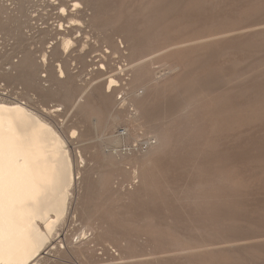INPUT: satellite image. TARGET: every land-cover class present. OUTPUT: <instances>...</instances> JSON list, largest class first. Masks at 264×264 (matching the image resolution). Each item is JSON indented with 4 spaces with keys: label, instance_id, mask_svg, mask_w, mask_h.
Wrapping results in <instances>:
<instances>
[{
    "label": "bare ground",
    "instance_id": "obj_1",
    "mask_svg": "<svg viewBox=\"0 0 264 264\" xmlns=\"http://www.w3.org/2000/svg\"><path fill=\"white\" fill-rule=\"evenodd\" d=\"M71 1L74 9L70 13H80L83 9L82 4L79 1ZM132 1H135V8L132 7L130 12L128 8ZM158 1L161 0H120L121 3L128 4L127 12L129 13L126 14V17L130 18L132 15L133 19H136L137 24L134 25V32L140 37L134 38L133 36L132 42L129 41L131 44H128V48L123 37H114L105 54L93 56L90 64L95 67L92 71H96L97 73L94 72L96 74L94 75L98 77L86 82L87 86L81 91V95H84H75L77 93L74 92V87L73 91L70 88L74 83L69 84L70 95L74 96L72 102L69 100L70 107H62L58 110L56 106L57 108L52 113L63 112L64 114L65 112L66 115L70 113V119H72L70 127L65 121L62 125L60 124L61 126L54 124L50 117L51 113L46 110L36 112L20 100L0 99V264H46L48 261L50 262L51 256L54 257L61 251L65 252L63 249L69 246L72 247L70 249L71 256L88 257L89 264H104V260H99L98 250L94 249L97 244L92 246L98 240L102 245L100 251L103 256L108 255L110 260L109 256L113 257L112 263L115 261L114 264H168L172 261L175 264H217L219 257L215 256L225 251L222 249L223 247L221 249L213 247L217 240L215 244L207 240L204 243L199 236L207 226H204L203 223L211 224L210 222L214 221V217L217 216L213 215V205L222 202H216L219 200L218 194L220 193L217 191L222 188L217 183L224 184L223 187L227 193L223 197L225 196L229 200L232 198V187L235 188L234 185H238V182L228 166V169H221L219 165V167L213 166L210 162L205 165L203 160L214 154L221 142L232 141V113L247 112L251 106L247 104L248 107H233L231 100L222 101L213 93H198L185 97L173 118L164 125L155 127L143 118L141 109L148 107L159 97L165 98L166 95L172 96L179 93L183 85L180 78L184 71L194 64L197 57L209 47L217 46L222 41L231 39L232 32L235 31L243 30L237 34L238 36L252 35L257 32L253 30L248 32L245 27L237 30H219L215 21L211 22V28L205 25V28L202 29L197 26V23L202 20L200 17H186L182 20L177 18L171 22L157 24L152 19L157 16L153 10L155 2ZM221 1L189 0V6L192 9L205 7L203 11L206 13L211 8H218ZM56 4L58 7L55 9L59 6L62 7V16L65 18L69 16L68 8L62 4V0H55L52 7H55ZM111 21L112 26L125 22V20H116V18ZM69 25L70 27L82 26V22L71 17ZM62 28L64 32H67L64 24ZM77 31L80 36L74 38L65 34L61 35L60 43H57L59 53H68L77 43H81L82 39L80 40V38H82L83 31L80 28ZM62 32L60 33L63 34L64 32ZM128 49L131 61L119 69L114 67L113 60L124 58V50ZM108 58L111 61H108ZM63 61L62 63L65 64ZM160 62H163V66L156 67ZM47 63L48 54L45 53L41 65L46 66ZM33 66V64L24 65L22 69L23 71L29 70ZM63 67L58 64L52 70V76L59 85L66 82L64 79L67 77V73ZM105 76L108 77L103 79ZM98 79L99 82L93 84ZM66 84L68 85V83ZM95 90L98 91L100 97L97 103L91 100ZM101 107L112 109L106 124L117 129V132L109 137L99 139L101 164L106 167H115V172L118 171L116 167L121 169L119 172L121 174L124 172L126 183L132 179L130 187L123 186L121 183L122 185H119L121 187H116L117 189L114 191L110 189L111 192L105 190H108L107 185L109 186L113 179L100 176L98 172H95V167H91V163L89 166L90 159L87 154L89 148L87 146L80 147L77 154H74L73 151L75 141L81 143L84 138V132L80 127L82 123H91L98 130L101 128L103 122ZM140 121H144L151 129V133L146 139L147 134H143L145 135L144 142L141 143L140 135L136 133L141 128L142 122L139 123ZM120 126L123 127L120 128L122 130L118 129ZM73 132L76 133L75 136L72 135ZM188 155L192 156H190V160L188 157L189 164L187 160H184ZM78 158L79 161L81 160L80 162ZM165 159L167 161L163 163ZM80 164L83 166L80 167ZM186 168H189L190 174H188V178L186 177L187 181L181 185L183 187L179 192V186H175L180 181L179 174L181 175ZM86 172H94L96 176L99 175L97 179L94 178L96 180L92 177L90 180L94 183L95 190L99 192L97 198L100 200V204H103L107 198L105 206L101 205V208L108 209L109 203H112L110 206L121 210L118 213L116 210H114L116 213L110 212V214L113 213L107 218L110 221H123V216L133 212L132 206L127 210L130 206L128 203L126 205L129 207L122 204L123 201H136V199L134 200L136 197H144L153 201L158 193L164 196L169 194V197L192 205L195 209H206V214L202 210L205 215L196 216L194 214L190 223L187 221L191 232L195 233L196 239L183 241L171 238L173 232L171 219H168L170 221L165 224L163 229L156 228V230L153 227L154 220H152L151 214L146 213L147 215L145 214V217L140 219L141 222L139 218L138 221L133 217L126 219V224L130 226L127 235L121 234V237H112L109 234L110 238L108 239L102 237L103 233L105 231L108 233L109 230L104 227L107 219L99 215L100 219L96 218V220L102 224V229L90 225L74 242V239H70L65 234V228L67 231L70 220H76L80 215L79 212L83 211L85 202H78V199H75V191L83 179V173ZM182 177L183 175L180 179ZM176 178L178 181L174 183L176 184L174 186L172 182ZM125 182L123 181V183ZM102 189L106 193H101ZM113 198L115 201L111 200ZM230 201L232 202V200ZM140 205L142 206V204ZM76 206H78V210L73 212L72 210ZM122 207L124 208L122 209ZM216 211L215 214H217ZM154 242L157 244L154 245ZM224 245L222 244V246ZM228 250L230 251V249ZM235 250L236 246L232 244V254ZM219 264L222 263L219 262ZM228 264L230 263L228 262Z\"/></svg>",
    "mask_w": 264,
    "mask_h": 264
},
{
    "label": "rangeland",
    "instance_id": "obj_2",
    "mask_svg": "<svg viewBox=\"0 0 264 264\" xmlns=\"http://www.w3.org/2000/svg\"><path fill=\"white\" fill-rule=\"evenodd\" d=\"M54 1L55 0H37V2H34V0H0V99L8 101L12 99L20 100V102L26 103L27 106L31 107L32 110L34 109L36 112H43L46 110L48 113H51L50 117L54 124L61 126L63 121H65L67 122V126L69 124L68 127H70L72 125V122L70 123V120L72 121V119H70V113L66 115L65 112L64 114L63 112L59 114L52 112L57 107L58 110L62 109V107L68 108L69 100L72 102L74 97L72 94L70 95L71 91H73V87L75 90L74 92L77 94L74 92L72 93L82 96L84 94L81 95V91L87 86L86 82L98 77L95 76L96 74L94 72L96 71H92L95 67L90 64L92 63L91 60H93V56H98L101 53L105 54L106 49L113 41L114 37H123L125 45L128 48V44L132 42V37L139 38L140 36L134 32V25L137 24L136 19H133L132 15H130V18L126 17V14L129 13L127 12L128 4L121 3L120 0H73L75 2L79 1L83 9L80 13L72 12V14L70 11L74 9L72 6L73 2L71 0H62V4H65L66 6H64L68 8L69 11V16H66V18L61 14V3V6L57 9H55L58 7L57 4L55 7H52ZM134 3L135 1L129 3L130 8L128 9L130 12L132 7L135 8ZM203 9H192L189 6V0H161L155 2L153 11L157 16L152 20L158 24L166 21L171 22L177 18H181L182 20L186 17H200L202 20L197 23V26L202 29L205 28V25L211 28V22L215 21L216 25L219 26L217 28L219 30H237L245 27V30L248 32L253 30L257 33L238 36L237 34L243 30L235 31L232 32L231 39L222 41V43L217 46L209 47L204 53L197 57L194 64L184 71L180 78L183 85L179 93L172 96L166 95L165 98L159 97L148 107L141 109V114L146 121L150 122L151 126L164 125L168 120L173 118L179 105L182 103L181 101H183L185 97L198 93H213L222 101L231 100L233 107L251 106L250 110L247 112H241L240 114L232 113V141L221 142L217 147L218 150L214 152L216 155L211 154L203 160L205 165L210 162L213 166L219 165L220 167H218L221 169H231L232 175L238 182V185H234L235 188L232 187V198L227 200L225 196V198L223 197V195L227 193L225 187H223L224 184L221 182L217 183L218 186L220 185V187L222 186L223 188H221V190L218 189L217 192L219 193L220 191L218 194L219 200L216 201L217 203L218 201L222 202L213 205V215H217L218 217L212 215L214 221L210 222L211 224H207L208 222L203 223L204 226H207L199 237L204 243L209 241L215 244L217 240L216 245L213 247H220V249L223 247L222 249L225 251L215 256L216 258L219 257L217 259V264H219V262L222 264H228V262L230 264H264V97H262V94H264V0H222L218 8H211V10L206 13ZM71 17H75L77 20L81 21L82 26L70 27L69 19ZM114 18H116V20H125V22L112 26L110 21L114 20ZM63 24L65 28H67V32L65 31L66 33L63 31ZM79 28L83 31L82 38H80V40L82 39L80 41L81 43H77L74 46L75 48L73 47L68 53H59L57 50L58 44L60 43L59 38L64 36V34L72 38L80 36V33L77 34ZM45 53L48 54V63L46 66H42L41 61ZM124 54V58L113 60L112 65H114V67L116 66V68L119 69L121 66L127 65L128 62L131 61L130 55H128L130 54V50H124ZM107 60L111 61L110 58ZM62 61L65 62V64L62 63ZM32 64L34 66L31 69H27L28 71L25 70L26 72L23 71L22 67L24 65ZM58 64L63 65V69H65V73H67V80L66 78L64 79L66 82L64 84H62V82L60 85L52 76V70H54V67ZM157 66H163V62H160L156 67ZM107 77L108 76H105L103 79ZM98 82L99 79L93 82V84ZM56 83L57 85H55ZM66 83H68V85ZM71 83L74 84L73 86L71 85L70 91L69 84ZM93 94L91 100L97 103L100 100L98 91L95 90ZM101 109L103 114L101 128L98 130V128L91 123H82L80 127L84 132V138L81 143L75 141L73 151L74 154H77L80 147L87 146L89 148L87 153L90 159L89 166L92 164L91 167H95V172H98L100 176L113 179L110 185H107L108 188L105 186L108 190H105L106 188L104 187L105 191L111 192V190L114 191L121 187L119 185L122 184L123 186L126 185V187H130V181L132 179L126 183L124 172L122 171L123 173H120L121 169L119 170L118 167H116L118 171L115 172V167H106L101 164L102 155L100 152L99 139L109 137L114 132H117L116 128L109 127V125L106 124L107 117L112 112V109H106V107H101ZM141 122L142 121L139 123ZM105 127L106 130H104ZM120 128L123 127L120 126L118 128L122 130ZM66 132L70 134L68 130H66ZM136 133L140 135L141 140H139L141 143L144 142L143 137L147 134L145 137L146 139L151 133V129L143 121L141 128ZM190 156L191 155L185 156L186 159H184L185 157L183 158L185 161H188V164L190 163ZM166 161L167 159L161 162L165 163ZM81 166H83V164H80V167ZM186 169L181 175L179 174L180 178L182 175L184 178L182 177V179H180L178 177L180 181L176 178V181L174 180L175 182L172 180V184L178 181L177 186H175L176 184H174V186H179V192L183 187L181 185L183 182L187 181L186 177L188 178V174H190L189 168ZM91 177L92 179H97L99 175L96 176L94 172L83 173V179L75 191V199H78V202L84 201L85 205L83 206V211H81V213L79 212V217L76 220H70L67 231L65 228V234H67L70 239H74V242L79 236H82V233L90 225L102 229V224L96 220V218H99V215L107 219L113 214H110V212L116 213L117 211L118 213L121 211L115 209L112 205L110 206L112 203H109V201L108 209L105 207L101 208V205L103 206L107 202H105L107 198L104 200L103 204H100V200L97 198L99 192L95 190V185L92 180H90ZM123 181L125 183H123ZM104 190L101 193H104ZM170 194H172V192H170ZM168 195L169 194H166L164 196L158 193V195H155L156 198L153 199V201L144 197L134 198L136 201H123L122 204L126 205L128 203L130 206L126 205L129 207L127 210L132 206L133 209L131 208V210L133 212L130 210L132 213L123 216L122 219L124 220L120 222L114 220L110 221L109 219H107L109 221L105 220L106 225L104 227L109 230L108 233L105 231L102 237L108 239L110 238L109 234L112 237H121V234L123 236L127 235L130 231V229H128L130 226L126 224L128 218H137V221L139 218L140 221V219L145 217L146 213H150L152 220H154V229H163L165 224L170 221L168 219H171L170 222L172 223L173 231V234L171 233V238L176 240L181 239L183 241L196 239V235H194V232H191L188 222L190 223L195 215H205L206 209H202L205 212L204 214L201 209H195L192 205L177 201V199L171 198L169 197L170 195ZM171 196L173 197V194ZM114 198L111 200L115 201ZM230 200H232V202ZM140 204H142V206ZM214 206L218 207L216 208ZM77 208L78 206L72 211L77 212ZM123 208L124 207H122V209ZM147 210L149 211L147 212ZM215 211L217 214H215ZM71 221L73 222L71 223ZM99 225L101 226L99 227ZM204 232L207 233L205 234ZM175 234H177V236H175ZM193 235L194 238H192ZM197 239L199 238L197 237ZM98 241L93 243L92 246H96L97 244L94 249L98 250L97 254H99V260H104V264H114L115 261L112 263L113 257L109 256V258H111L110 260L108 259V255L103 256L102 251H100L102 245ZM219 242L223 245H227L222 246ZM218 243L219 245H217ZM156 244L157 243L154 242V245ZM159 244L160 242L158 241V245ZM232 244L236 246V250L233 254ZM229 245L231 247H227ZM70 249H72L71 246L66 247V249H63L65 252L61 251L55 254L54 257L51 256L50 262L48 261L46 264L90 263L88 257L80 255L71 256ZM228 249H230V251ZM249 259L251 261H248ZM173 263L175 264L174 261L168 264Z\"/></svg>",
    "mask_w": 264,
    "mask_h": 264
},
{
    "label": "snow or ice",
    "instance_id": "obj_3",
    "mask_svg": "<svg viewBox=\"0 0 264 264\" xmlns=\"http://www.w3.org/2000/svg\"><path fill=\"white\" fill-rule=\"evenodd\" d=\"M77 7H79V5H77ZM61 11H63V9H61ZM73 136H75L76 135V133L75 132H73V134H72Z\"/></svg>",
    "mask_w": 264,
    "mask_h": 264
}]
</instances>
